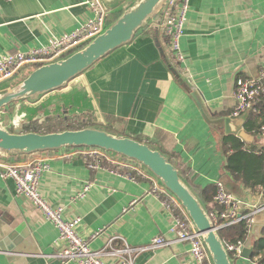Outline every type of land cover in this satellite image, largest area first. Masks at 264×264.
I'll list each match as a JSON object with an SVG mask.
<instances>
[{
	"label": "crops",
	"instance_id": "1",
	"mask_svg": "<svg viewBox=\"0 0 264 264\" xmlns=\"http://www.w3.org/2000/svg\"><path fill=\"white\" fill-rule=\"evenodd\" d=\"M124 1L101 0L107 23L120 14ZM93 16L88 0H0V55L46 46L51 35L76 30ZM146 27L72 85L70 90L91 104L90 121L112 119L114 133L152 143L166 155L174 153L194 190L221 181L236 196L264 202L258 193L235 186L223 170L220 140L231 149L244 142L205 121L229 116L236 104L235 81L256 77L264 68V0H189L180 40L183 60L177 65L163 28L154 21ZM10 84L1 83L0 89ZM52 93L32 104L19 102L40 106ZM16 110L12 105L6 110L10 128ZM244 117L233 118V123L241 120L242 126ZM257 144L264 145L260 133ZM35 155L49 162L39 181L41 195L61 206L65 217L80 218V236L101 231L90 240L92 249L110 240L113 247H142L162 237L166 245L139 251L134 264H187L189 244L176 239L171 214L149 178L91 169L81 157L66 159L54 151L0 159L23 163ZM87 182L89 189L79 195ZM12 231L14 238H7ZM57 238V228L39 209L27 197L15 195L13 180L0 176V264H63ZM233 264L250 263L239 258Z\"/></svg>",
	"mask_w": 264,
	"mask_h": 264
},
{
	"label": "built area",
	"instance_id": "2",
	"mask_svg": "<svg viewBox=\"0 0 264 264\" xmlns=\"http://www.w3.org/2000/svg\"><path fill=\"white\" fill-rule=\"evenodd\" d=\"M88 4L94 16L84 20L78 29L60 35H51L46 46L33 48L26 53L16 52L0 55V82L15 75L19 77L40 64L61 58L80 48L99 33L107 23L106 8L101 4V0H88ZM188 7L189 0H168L167 5L161 11L158 23L169 39V47L176 65L183 60L180 40L184 34V21ZM234 96L236 104L229 116L237 118L249 111L257 101L264 97V68L256 77L238 78L235 81ZM15 123L16 120L12 122V124ZM259 133L261 137H264V126ZM57 156L66 159L81 157L91 169L111 168V172L123 173L133 179L135 176L149 178L154 191L161 196L162 204L171 214L173 220L171 230L175 233L176 239L189 244L187 264H213L199 234L179 202L155 177L149 172H147L148 175L143 172L139 165L118 159L112 153L99 148H67L61 153H57ZM0 169V176L13 180L15 195L27 197L39 209L45 220L57 228V242L61 248L60 255L63 264H134V255L139 251L167 244L162 237H154L150 243L142 247H113L112 240H110L101 248L92 249L89 245L90 240L98 237L101 231L94 232L89 237L80 236L77 233L80 218L65 217L63 208L51 205L39 191L40 178L49 169L47 158L35 155L23 163L3 161L1 158ZM215 184L214 204L210 210L208 209L215 228L219 231L243 222L246 238L253 215L257 211L264 210V202H255L245 197L236 196L228 191L221 181H217ZM90 185L87 182L79 195H83ZM245 238L235 242L225 241L223 238L234 262L242 258V245ZM248 261L252 264L250 260Z\"/></svg>",
	"mask_w": 264,
	"mask_h": 264
},
{
	"label": "water",
	"instance_id": "3",
	"mask_svg": "<svg viewBox=\"0 0 264 264\" xmlns=\"http://www.w3.org/2000/svg\"><path fill=\"white\" fill-rule=\"evenodd\" d=\"M167 3L168 0H126L118 8L120 14L80 48L34 67L17 81L11 82L16 75L3 80L1 83L11 84L0 89V155L28 156L48 151L61 153L67 148H99L133 161L144 167L179 202L199 234L212 263L233 264L207 206L165 153L134 137L110 132L94 124L52 132H24L20 128L11 130V116L5 110L15 102L32 104L57 90L69 91L73 84L82 81L86 70L110 52L129 44L150 21L159 23L160 17L156 19V16L161 15ZM205 121L209 126L223 127L225 133L235 135L245 143L253 140L241 126V120L234 124L233 117L227 116L223 120ZM263 228L264 210H260L253 215L243 242V259H251L256 242L263 237ZM14 235V231L7 233V238H14ZM13 243L18 245L17 240H13Z\"/></svg>",
	"mask_w": 264,
	"mask_h": 264
},
{
	"label": "trees",
	"instance_id": "4",
	"mask_svg": "<svg viewBox=\"0 0 264 264\" xmlns=\"http://www.w3.org/2000/svg\"><path fill=\"white\" fill-rule=\"evenodd\" d=\"M159 17L160 15H157L156 19ZM146 28L147 27L140 29L138 33ZM7 108H5V110H7ZM111 120L106 118L105 122L102 123L94 121L91 122L90 120L75 122L69 121L67 119L62 122L64 127L59 128L58 130L70 129L71 125L76 127L73 129H77L94 124L104 127L110 132H116L110 125ZM77 125H80V127H77ZM242 126L247 134L253 137V140L246 143L244 142V146L238 149H231L223 140H220V151L224 156L223 170H225L231 176L233 180L232 183L235 184V186L241 185L242 188L248 189L253 194L261 193L262 199L264 201V145L257 144V135L260 132L262 126H264V97L257 101L254 106L245 113ZM19 128L24 132L31 130L38 132H52V130L41 131L37 129L36 126L32 127L31 125H26L25 123H22ZM10 129L13 130L14 127H11ZM147 144H149V146L154 149L157 148L152 143ZM167 155L169 156L170 161L181 172V174L185 176L187 181L192 184L186 173V170L179 167L178 157L174 153H167ZM115 156L121 160L128 161V159L122 156ZM5 158L7 160L14 161L21 158H27V156L17 155L13 157L6 156ZM195 190L201 200L210 210L214 204L213 198L216 191V184H209L202 189L195 187ZM218 232L220 236L225 239V241L228 240L235 242L245 238L246 229L244 227V223L239 222L224 229H220ZM262 234L263 237L259 239L254 246V251L250 259L252 264H264V228L262 230Z\"/></svg>",
	"mask_w": 264,
	"mask_h": 264
},
{
	"label": "rangeland",
	"instance_id": "5",
	"mask_svg": "<svg viewBox=\"0 0 264 264\" xmlns=\"http://www.w3.org/2000/svg\"><path fill=\"white\" fill-rule=\"evenodd\" d=\"M18 79H20V77L14 78L11 82L17 81ZM11 82H7V84ZM12 106L17 109L14 113L16 123L12 124L14 127L19 128L22 123H25L26 125H35L36 128L41 131L58 130L64 127L62 122L67 119L75 122L90 120L88 114H92V109H90L91 104L88 100H86L80 92L72 90L68 92L57 90L55 93L46 97L45 101L40 104V106L24 105L22 102H15ZM77 127H80V125H77ZM71 128L73 129L76 127L71 125L70 129ZM112 155L116 157L115 154L112 153ZM133 164L139 165L135 162ZM142 168L146 170L144 167Z\"/></svg>",
	"mask_w": 264,
	"mask_h": 264
}]
</instances>
